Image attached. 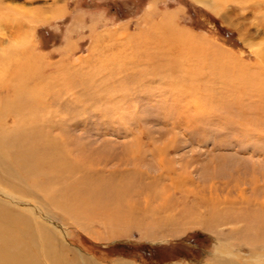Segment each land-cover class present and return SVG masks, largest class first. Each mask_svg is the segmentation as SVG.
<instances>
[{"label": "bare ground", "instance_id": "1", "mask_svg": "<svg viewBox=\"0 0 264 264\" xmlns=\"http://www.w3.org/2000/svg\"><path fill=\"white\" fill-rule=\"evenodd\" d=\"M49 1L0 0V187H9L16 193L0 194V222L5 226L0 229V264H105L69 246L68 233L51 222V215H59L68 226L93 234L96 239L118 237L134 230L142 239L158 240L198 227L216 237L210 262L205 264H264V172L259 163L255 162V168L252 164L249 177L239 176L237 168L229 179H221L213 172L208 180H196L185 170H175L171 158H167L170 144L154 146L152 134L140 125V133H134L133 140L124 143L123 151L117 154L109 149L108 142L112 139H103L96 146L87 138V118L109 117L112 125L127 126L128 120L133 121L134 110L129 116L124 109L134 104L136 98L155 92L162 98L166 96L169 84L179 82L170 77L172 73L184 74L191 60L185 52L180 55L182 58L172 54L176 47L186 50L191 45L200 48L208 45L213 49L212 57L226 58L227 53L219 46L215 48L203 35L172 28L174 12H168L156 25L155 36L160 40L153 46L164 55L158 57L164 61L159 62L160 66L170 68L163 70V74L161 71L150 74L149 70H108L99 79L107 84L98 86L93 78L72 77L70 70L46 73L41 67L43 57L36 50L30 32L36 23L47 19L40 10L51 7L57 0ZM28 3L31 5L27 6ZM231 61L244 66L238 59ZM247 67L250 65L245 64ZM254 69L246 77L234 76L236 85L225 86L220 94L212 93L205 80L209 89L203 104L219 105L226 112L221 116L226 122L233 119L239 123L234 129L238 135L254 137L264 144V68ZM119 72L123 74L113 76ZM52 79L57 81L51 82L57 89L43 99L46 93L42 83ZM190 91L189 94L182 91L187 105L192 94L200 93L195 86ZM62 92L69 98L57 96ZM229 101L234 102L235 109H231ZM196 105L191 107L204 115ZM185 110L188 118L195 114ZM78 129L79 133L75 131ZM122 131L115 128L111 134L120 136ZM145 131L147 139L143 140ZM245 148L249 149L240 147ZM251 152L264 159V146ZM148 154L158 158L161 171H154L157 174L140 167ZM220 156L223 154L215 155L213 160L223 159ZM113 159L115 166L107 169ZM30 182L38 188V192L34 191L37 196L26 186ZM12 195L17 197L16 201H10ZM243 248L247 253L241 252ZM112 264L135 263L125 259Z\"/></svg>", "mask_w": 264, "mask_h": 264}, {"label": "rangeland", "instance_id": "2", "mask_svg": "<svg viewBox=\"0 0 264 264\" xmlns=\"http://www.w3.org/2000/svg\"><path fill=\"white\" fill-rule=\"evenodd\" d=\"M48 2L50 1L48 0ZM29 5L31 4L28 3L27 6ZM42 5H46V3ZM51 5V7H44L40 10L41 16H46L47 19L36 23L30 32L31 40L37 46L36 50L44 58H42L41 67L46 70V73L70 70L72 77L81 75L84 80L87 77L93 78L98 86L107 84L99 79L108 70H119V68L125 71L149 70L150 74L160 71L163 74V70H170V68L160 66L159 62L164 61L158 57L164 55L155 50L153 46H156L155 44L160 40L155 36L157 35L156 25L164 20V16L168 12H174L175 18L173 17L170 22L172 28L177 27L203 35L212 41L215 48L219 46L224 54L227 53L224 56L226 58L212 57L213 49L208 45L204 48L191 45L192 47H186V50L176 47L171 51L172 54L182 58L180 55H184L183 52H185V55L191 56V60L188 61L184 74L174 71L170 76L173 79H178L179 82L169 84L168 97L166 92L164 98L155 92L153 95L149 94L152 96L145 95L136 98L134 104L124 109L125 111L127 109L129 116L133 110L136 114H133V121H127L128 127L126 123L112 125V120L109 117L87 118L86 127L89 129L87 138L93 141L94 145H100L104 141L103 139H112L114 142L109 141L108 143L112 145L113 149L111 145L109 149L117 154L123 151L124 143L133 140L134 133H140V128H145L148 129V134H152L154 146L170 144L167 158H171L173 168L177 171H187L196 180H208L213 172L217 173L221 179H229L236 174L233 169L237 168L241 172H238L239 176L249 177L252 164L255 168L258 163V167L264 172V162H262L264 159L257 158L251 152L252 149H259L264 144L254 137V139L251 137V140L238 135L234 129L239 126V123L233 119L226 122L228 120L221 117L226 112L219 105L203 104L209 89L204 84L205 80L208 81L209 86L211 85L212 93L220 94L225 91V86L229 87L235 84L233 81L237 77L234 76L246 77L254 68L256 71L259 68H264V0H57ZM162 42L161 40L160 43ZM188 52L189 54H186ZM227 55H231L232 58H228ZM175 58L177 57L175 56ZM231 59H238L244 66L239 67ZM245 64L250 67L245 69ZM242 67L244 68L242 69ZM244 70H246L245 73ZM122 74L119 72L113 76ZM220 79L221 83L218 81ZM52 81L54 79L42 83V88H45L46 93L43 99H47L56 91L57 87L51 83ZM230 83L231 85H228ZM193 86L198 87L200 93L192 94L189 105H187L188 101L185 96L191 92L190 88ZM174 90L178 93H174ZM236 90L239 89L236 88ZM182 91L186 94H183ZM57 96H62L64 99L69 98V95L63 92ZM229 102L233 105L232 109L234 102ZM194 104H197L198 111L201 109L202 112H205L204 115L194 111L195 109L191 107ZM207 105L210 107L208 110ZM129 107L131 108L129 109ZM182 107L183 109H180ZM185 108L195 114L188 115V118L185 116ZM215 113L217 115H213ZM196 114L199 116V121L195 119L197 118ZM45 117H49V114ZM115 128L121 131L123 128L125 129L122 131L121 137L111 134ZM75 131L80 132L79 129ZM143 135V140L147 139L146 131ZM250 144L253 146L251 147ZM241 145L249 149H240ZM116 146H119L118 149ZM217 154H223L220 156L223 159L213 160ZM155 157L148 154L146 162L142 163L140 167L157 174L154 171L160 172L161 166H159L158 158L156 157L155 160ZM114 166V159L106 165L107 169ZM166 182L168 181L166 180ZM26 186L37 196L35 194L38 192L37 187H34L31 182ZM44 188L49 189V187ZM0 190V194L2 193L4 196L15 193L6 186L0 187ZM15 198L17 197L13 196L10 201H16ZM50 219L52 223H58L57 228L64 229L63 231L68 233L69 246L92 255L105 264L125 259L135 264H205L210 262L212 251L216 245L215 234L198 227L189 228L180 235L158 240L142 239L134 230L118 237L96 239L93 234L91 236L78 230L75 226H68L60 220L59 215H51ZM0 229H5L4 223L0 222ZM20 244L21 240L17 242L18 246ZM241 252L247 253V250L243 248ZM68 254L73 259V254L69 252ZM42 260L45 263V260Z\"/></svg>", "mask_w": 264, "mask_h": 264}, {"label": "trees", "instance_id": "3", "mask_svg": "<svg viewBox=\"0 0 264 264\" xmlns=\"http://www.w3.org/2000/svg\"><path fill=\"white\" fill-rule=\"evenodd\" d=\"M107 253V252H106Z\"/></svg>", "mask_w": 264, "mask_h": 264}]
</instances>
